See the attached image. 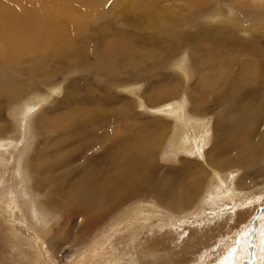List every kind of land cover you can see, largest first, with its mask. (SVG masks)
Segmentation results:
<instances>
[{
  "label": "rangeland",
  "instance_id": "rangeland-1",
  "mask_svg": "<svg viewBox=\"0 0 264 264\" xmlns=\"http://www.w3.org/2000/svg\"><path fill=\"white\" fill-rule=\"evenodd\" d=\"M33 1L47 6L70 5L78 10L82 18L87 15L82 32L86 34V41L92 43L89 49L85 48L86 43L83 46L78 43L76 45L85 51H70L68 56L63 57V63L54 61L49 70L36 76L33 81L35 87L30 85L32 91L18 101L0 97V157L10 159L0 169L3 172L0 173V196L3 190L10 191L19 200L17 207L10 204L12 209L0 203V264H81L94 238L104 233L108 237L106 246L95 257L88 252L90 264H247L248 259L251 264H264V250L260 247L264 244V149L258 146L261 159L254 168L237 167L239 155L233 145L237 141L231 137V129L241 117L235 111L236 105L220 100L216 95L225 90L224 86L213 90L207 86V81L203 82L211 65L206 53L214 49L213 42L218 33L222 37L253 41L264 51V25L260 19L254 18L256 22L252 26L255 27L251 31L233 28L238 20H253L249 15L253 14L252 11L259 10V15H264V0H145L153 1L156 9L170 10L168 14L166 12L168 18L180 17V23L173 29V38L168 41L166 34L158 33L136 20L133 2L138 0ZM0 2L5 7L15 3L26 4L25 0ZM113 3H118L119 9L109 10ZM124 11L127 18L122 14ZM109 12L113 15H108ZM205 31L210 33L209 39L203 36ZM118 34L124 42L138 49L136 59L142 53L143 58L137 61V66H127V55L110 58L100 53L109 38ZM143 40L146 44H142ZM190 40L195 44L189 43ZM167 47L173 48L166 50ZM149 52L152 55L148 57ZM98 56L105 61L106 67L110 64L115 68L104 69ZM144 56L147 58L144 59ZM20 76L25 78L24 74ZM156 106L162 107L153 109ZM85 111L91 113L90 118L80 116ZM53 116L72 124L55 130L51 124L44 122ZM261 122L257 132L263 130L264 118ZM197 127L200 133L209 136L207 146L202 151L200 149L203 157L202 154L191 156L178 153L180 150L174 145L179 133L189 134L197 145ZM139 135L144 138L140 143L143 148L138 151L145 160L131 163L127 174L130 176L128 181L137 187L136 196L108 215L102 223L94 227L85 225L75 208L70 210L62 203L66 191L63 188L75 183L76 169L85 163L88 150L84 138L90 137L93 138L90 142H98L99 146L94 149H112L111 156L116 152L114 146H119V150L123 139L134 140ZM150 147L155 152L147 157ZM212 152L215 153L214 162L210 159L213 158ZM32 156L38 163L42 162L44 171L29 168V180L22 170L27 168L28 159ZM98 159L90 165L98 164L103 172L109 160L104 155ZM217 172L224 178L229 173L234 175L224 184L230 190L225 201L218 203L220 205L211 200L203 202L212 182L216 181L214 176ZM195 180L204 184L186 211L174 213L164 209V201L169 194L191 189ZM29 183L37 198L24 190ZM41 183H44L41 185L44 188L40 191ZM251 192L255 193L252 202L241 199ZM140 200L146 201L142 209L149 218L143 223H132L133 226L127 229L111 232L112 221ZM147 201H155L161 207L154 208ZM47 202L55 203L50 211L41 205ZM227 208L225 214L221 212ZM20 211L24 212L26 221L18 218ZM40 224L45 227L40 228ZM83 233L86 240L77 242L76 238ZM149 239L154 240L155 249H160L146 255L142 243L151 242ZM156 240L159 243L155 244ZM61 246V252L55 254L53 247L59 249ZM254 246L257 249L252 254L251 247Z\"/></svg>",
  "mask_w": 264,
  "mask_h": 264
},
{
  "label": "bare ground",
  "instance_id": "bare-ground-1",
  "mask_svg": "<svg viewBox=\"0 0 264 264\" xmlns=\"http://www.w3.org/2000/svg\"><path fill=\"white\" fill-rule=\"evenodd\" d=\"M25 2L26 4L25 3L24 4L15 3L14 5L9 6V7H5L0 2V48H1L0 49V97L5 96L12 102L18 101L20 98L24 97L26 94L31 92L32 87H30V85L35 87V85L33 84V81L37 78L36 76H39L40 74L43 75L45 71L49 70L50 69L49 66L53 65L54 61L59 60L60 63H63L62 61L64 59L63 57H66V55L68 56L70 51L75 52V53L80 52V51H85L84 49L81 50L80 47L77 46L76 44L79 43V45L81 44L80 46H83V44L86 43L85 48L89 49V44L92 43L90 42V40L86 41L85 39L86 34H84L85 32L84 33L82 32V29L84 28V22H85V19L87 18L86 17L87 15L82 18L78 10L73 8L70 5H66L65 7H59V6H52V5H49V6L43 5L42 3H38L33 0H25ZM154 5L155 4L153 1L151 2L149 1L145 2V0L134 1L133 2V7H134L133 13L137 17L136 20L137 21L139 20L138 21L139 23L145 24V26L148 28L155 29L158 33L166 34L167 37L165 39L168 41L169 39L173 38V35H174L173 29L177 26V24L180 23L178 21L180 17L178 19L174 17L168 18L167 17L168 15L166 16V12L170 10H166L163 8L156 9ZM248 5L249 4H247V6ZM253 5H256V4L253 3ZM119 6L120 5L118 3H113L110 5L108 9L111 11L112 10L114 11L117 8L119 9ZM98 12L97 14L100 15L101 13H98ZM252 12L253 14H249L250 12L248 14L252 15L253 20L243 19L242 21L241 20L240 21L238 20L237 22L235 21L236 24L234 25L233 23L231 24L233 25V28L235 30L237 29L238 31L239 30L240 31H251V28L255 27V26L254 27L252 26V24L254 23L255 25V22H256L254 18L258 20L260 19L259 21L263 23L264 25V15L261 14L262 12L260 13L261 15H259V10L258 12H254V11ZM110 14L112 13L109 12L108 15ZM122 14H124L126 16L125 18H127L126 11H124ZM111 16H109L110 19H111ZM100 18H102V16ZM102 22L104 23L105 21H101V23ZM203 33H204L203 36H205L206 39H209L208 36L210 33L208 31H205ZM80 34L82 35L81 38H79ZM163 34H160V35H163ZM146 39L144 40L148 41ZM144 40L141 41L142 44ZM189 43H192L193 45L195 44L193 40H190ZM213 44H214V49L206 53L207 54L206 56H208L207 57L208 60L211 62V65L209 64L210 71L208 72L211 75L208 76L209 75L208 74L205 80H203V82L207 81L206 84L207 86L211 87V89L217 88L219 86H224L225 90L223 92L221 91V93L216 94V95L219 97L220 100L225 99L231 102L233 105H236L235 111L241 118L239 119V122L232 129L230 128L232 132L231 137L233 136L234 141H237L236 144H234L235 143L234 142L233 145L238 150L237 153L239 155L237 164L236 162L235 164L239 168L241 166L243 167V169L245 168L249 170L251 168H254L253 166L257 165L261 159V156L260 157L258 156V150H259L258 146L261 145V147L264 149V127H263V130L257 132V130L261 126V123H262L261 121L264 118V51L260 48V46L255 44L253 41L237 39L235 37H232V38L222 37L220 36L219 33L218 35H216ZM147 46L148 45H146L145 48ZM94 47H90V48L93 49ZM142 47L143 46L141 45V48ZM149 47L151 48V46ZM172 48L173 47L171 48L167 47L166 50H171ZM97 50H98V47H97ZM160 52H162V50H160ZM94 53H98V51ZM100 53L110 58H115V57L118 58L117 56L119 55H124V56L127 55V59L125 58L127 66L132 65V67L133 65L137 63V61L140 58H143L142 53H141L140 56L139 54L137 55L139 59H136L135 56L137 53H139L138 49L132 46L130 43L124 42L120 34L114 35L111 39L109 38V40L106 43V46L104 47L102 51H100ZM151 53L149 52L148 57L150 56ZM154 54H155V51H153V55ZM146 58L144 56V59ZM98 61L101 62L102 59L100 58L98 59ZM103 62L105 61H102L101 64ZM105 64L107 65L108 63H105ZM109 65L110 64H108L109 68L110 67L115 68V66L113 67V65L112 66L111 65L109 66ZM108 67L105 66L104 69H107ZM110 70L113 71L112 69ZM20 74H24L25 78H22L21 76L20 78L19 77ZM45 79H47V81L48 80L50 81V79H48L47 77ZM34 89L35 88H33V90ZM169 104H172V103H169ZM162 106H160L159 108L156 106L157 108H153V109L159 110ZM90 114H91L90 112L85 111L83 114L80 113V116L85 117V118H90ZM64 121L65 120L54 118L53 116V118L51 117L49 119L46 118L44 122L45 124L46 123L51 124L54 127V129L62 128V127H65L66 125L72 124V123H68ZM191 130L193 131V129ZM183 134H184L183 131H181V134L179 133V135L177 136L178 139H176L175 141L174 147L180 150L178 151V153H183V154H187L191 156H197V155L200 156L202 154V152L200 153V149L202 151V149H204L209 142L208 134L200 133L199 128L197 127V131H196V135H197L196 141H198L197 145H196L197 142L194 143L195 142L193 140L194 138H192L189 134H186V133L184 135ZM143 138H144L143 135H139L135 137L134 140H131V138L123 139V141H121L120 143L121 145L120 149L119 150L117 149L119 146L117 145L114 146L116 152L114 153L113 151L114 154L110 156L112 149L111 150L110 148L101 149V150L100 148L94 149L95 147L99 146L98 142L97 141L90 142L91 140H93V138L85 137L84 138V141L86 142L85 147L88 150V154L85 156V163L83 164V166L82 167L79 166V168L76 169L77 171L74 174L75 183L71 184V186L69 185L68 188L66 187L63 188V191L66 190L65 197L63 196L64 198L62 200L63 206L70 208V210L71 208H75L77 213L81 216V218H83V223L86 222L85 225L94 227V225H96L97 223H102L104 219L108 215L113 213L116 209H119L120 207H122L126 202L131 201L136 196L135 190L137 189V187L134 183H131L128 181V178L130 176H128L127 174L130 172L129 171L130 170L129 168L131 167L130 165L134 164L133 162L135 160H138L139 162H144L145 160V158L140 157V153L138 151L143 148L140 145V143L143 141ZM152 144L151 146H153ZM153 148L155 147L153 146ZM153 148L152 147L148 148L147 157H149V155L150 156L154 155L155 151L153 152L154 150ZM216 151H217V148H215V153ZM260 152L261 150L259 151V153ZM215 153L214 154L213 152L211 153L213 155V158H210L211 162L215 161V157H214ZM103 155L105 156V158H108L109 163H108V167L104 169L103 172H101L99 170L100 168H98L97 166L98 164L92 163L90 165V163L92 161L99 160L98 158L101 159ZM202 157H203V154H202ZM11 159H13V157ZM73 160L75 159L73 158ZM9 162H10V159L0 157V169L3 167V165L6 166V164ZM99 163H102L104 166L106 165V163L101 162V161ZM42 166H44L42 165V162L38 163L36 159L33 157L32 159L31 158L28 159V163L26 166L27 168L23 170L21 169V170L24 171L25 175L29 176L30 169L44 171ZM124 169L126 170L125 171L126 174L122 172ZM0 173H3L2 170H0ZM214 177L216 178V181L212 182V186L208 189L206 200H204L203 202H209L211 200V202L218 204L220 203V201L222 202V200L227 198L230 188H226L224 184L225 182L229 181V178H233L234 175L229 173L224 178L222 175H220L217 172ZM246 179H248V177H246ZM29 180H30V176H29ZM20 183L22 184V182ZM43 184L44 183H41L39 185L40 191L41 189L44 188V186H41ZM202 184L204 183L201 180H198L196 181V183L192 184L193 187L191 189L187 188L185 190L183 188L184 190L182 191L178 190V192H175V191L172 192L171 194H169L168 199L166 198L167 200L164 201V205H165L164 209L169 210L174 213L175 212L183 213L184 211H186L188 207H190V205L195 200L194 198L196 196V192L199 191V189H202V186H201ZM24 190L26 192L33 193V196H36L34 194L35 191L33 190V188H31L30 183L29 185L25 186ZM123 192H126V194H122ZM13 195L14 194H12L10 191L3 190V194L0 196V203L3 206H5L7 209H12L10 204H13L14 207H17L16 204H19V200L17 196H13ZM232 195L234 194L232 193ZM254 196H255V193L251 192L248 194H244L241 199H244L243 201L249 199L247 201L251 200L252 202ZM29 201H30V198H29ZM145 203L146 201L142 202L140 200L138 202L132 203L131 206H128L125 213L121 215L120 217L116 218L110 224L109 229L111 230V232L118 231V230L125 229V228L127 229L130 225H132V223H135L138 221H141V222L146 221L149 218V216L148 214H145L143 212L144 209H142L144 208L142 206L146 205ZM147 203L154 208L161 207L155 201H152V202L147 201ZM54 204H55L54 202L41 203L42 207H44L48 211L52 209ZM201 205H199V207H201ZM237 205L238 204H236V206ZM125 208L123 210H125ZM227 210L228 208L221 212L225 214ZM22 212L20 211L18 218L26 221L27 217L25 216L24 212L23 213ZM44 224H46V222ZM168 224L172 225L170 224V222ZM257 224L259 223L257 222ZM42 227H45V226H42ZM42 227L40 224V228ZM160 229H161V226H160ZM46 230H48V228ZM77 234H80V232ZM61 235L63 234H60V236ZM107 238L108 237L105 233L101 234L98 237H95L94 241H92L93 243L91 244V247L87 249V252L85 251L86 254L82 258L81 264H90L91 262L89 261L91 260V256H89L90 254L88 255V252L90 253L92 252L94 257L98 255L100 252V249L106 246L105 244H106ZM76 239H77V242L78 241L84 242L86 240V236L83 233V235L78 236ZM149 240L151 242L144 241L142 243L144 247L143 251L146 253V255L147 253L154 254V252L156 253L160 249L159 247L158 249H155L154 244H153L154 240L153 241L152 239H149ZM146 242L148 243L147 245H146ZM156 243H159V241L156 240L155 244ZM263 243H264V240H263ZM80 244L81 243H78L77 245H80ZM260 247L264 250V244ZM57 248L53 247L52 249L54 250V252H56L55 254L59 253V251L62 250V246L59 249ZM251 248H252V254H254L257 248L255 246ZM246 262L247 264H251V260L249 259Z\"/></svg>",
  "mask_w": 264,
  "mask_h": 264
}]
</instances>
